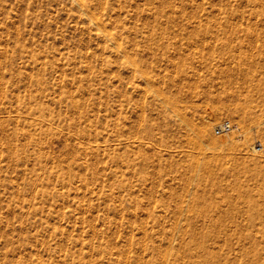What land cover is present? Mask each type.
I'll list each match as a JSON object with an SVG mask.
<instances>
[{
    "label": "rangeland",
    "instance_id": "374dc122",
    "mask_svg": "<svg viewBox=\"0 0 264 264\" xmlns=\"http://www.w3.org/2000/svg\"><path fill=\"white\" fill-rule=\"evenodd\" d=\"M263 84L264 0H0V264H148L205 198L264 264Z\"/></svg>",
    "mask_w": 264,
    "mask_h": 264
},
{
    "label": "bare ground",
    "instance_id": "6f19581e",
    "mask_svg": "<svg viewBox=\"0 0 264 264\" xmlns=\"http://www.w3.org/2000/svg\"><path fill=\"white\" fill-rule=\"evenodd\" d=\"M73 1V0H72ZM83 5V4H82ZM85 6V5H83ZM158 14V13H157ZM91 20H93L91 18ZM96 31L101 33V35L105 38H107V33L104 29V27H101L100 25L97 26L96 28ZM113 34V33H112ZM113 39V38H112ZM111 42V41H110ZM112 43V42H111ZM113 45V44H112ZM117 47H118V44H117ZM121 47V46H120ZM116 49V48H115ZM119 50V49H118ZM122 52V51H121ZM232 55V54H230ZM233 59V58H232ZM242 75L241 73L239 72H235L233 71L231 73V75L228 76L227 80H228V83L229 81H233V79L235 77H238ZM244 76V75H242ZM240 76L242 79H243V82H246L245 81V76L244 78ZM249 75H248V79H249ZM263 87H264V84H263ZM263 91H264V88H263ZM264 93V92H263ZM263 97H264V94H263ZM263 104V103H262ZM263 106V105H262ZM219 110V109H218ZM236 110V109H235ZM220 112V111H219ZM216 113V112H215ZM176 115V114H175ZM252 117V116H251ZM253 119V118H252ZM262 122V121H261ZM215 123V122H214ZM221 123V122H220ZM220 123L216 124V125H220ZM209 125L212 124V121H210L208 123ZM207 124V125H208ZM245 124V123H244ZM214 125V124H213ZM214 125V126H216ZM208 130V128H207ZM206 131V128L204 127H200L198 128L197 132H198V135H201L204 134V132ZM236 131H239L238 133L240 134H237L241 137H243L244 133L241 132V130L239 129H233L232 133L235 134ZM253 131V130H252ZM206 134L208 132H205ZM261 133L264 135V129H261ZM201 136H200V139H201ZM199 138V137H198ZM197 138V139H198ZM206 138V137H205ZM228 138V137H227ZM196 139V137H195ZM232 139L234 138H229L227 140H224L223 142H230L232 141ZM246 140V139H245ZM195 142V141H193ZM219 142V141H218ZM106 143V142H105ZM112 144V143H111ZM220 144V143H219ZM248 147L250 150L252 151H257L255 150V145L254 143H247ZM208 145V144H207ZM213 145V144H212ZM215 145V144H214ZM225 145V144H223ZM222 145V146H223ZM209 146V145H208ZM221 146V147H222ZM202 147V146H201ZM210 147V146H209ZM205 148V147H204ZM203 148V149H204ZM212 148V147H210ZM213 148H216L215 146H213ZM218 148V147H217ZM231 148V147H230ZM206 149V148H205ZM208 149V147H207ZM219 149V148H218ZM222 149V148H221ZM211 150V149H210ZM221 151V150H220ZM222 152V151H221ZM106 153V151H105ZM257 154V153H256ZM93 155V154H92ZM237 156V155H236ZM207 157V156H206ZM225 158V157H224ZM238 158V157H237ZM198 159V157H197ZM208 159V158H207ZM234 160V159H233ZM199 159H198V163H199ZM122 162V161H121ZM227 162V161H226ZM259 162V161H258ZM196 163V162H195ZM206 163V161H205ZM208 163H209V160H208ZM234 163V162H233ZM205 166V164H204ZM203 166V167H204ZM209 166H210V163H209ZM208 166V167H209ZM110 167V166H109ZM207 167V166H206ZM204 167V168H206ZM235 167V166H234ZM244 167V166H243ZM210 168V167H209ZM105 169V168H104ZM118 172V171H117ZM240 172V170H239ZM211 175V174H210ZM223 177V176H222ZM225 177V176H224ZM236 177V176H235ZM235 179V178H234ZM241 179V178H240ZM257 179V178H256ZM231 180V179H230ZM245 180V179H243ZM258 180V179H257ZM232 181V180H231ZM238 181V180H237ZM228 182V181H227ZM241 182V181H240ZM226 183V181H225ZM248 183V182H247ZM228 184V183H226ZM240 184V183H239ZM238 184V185H239ZM246 184V183H245ZM212 186L215 187L217 186V183L216 181H213L212 182ZM264 189V188H263ZM262 189V190H263ZM237 190V189H236ZM235 190V191H236ZM113 191V190H112ZM213 191V190H212ZM115 192V191H114ZM234 195V194H233ZM239 195L242 196V197H247L248 196V193H244L242 191L239 192ZM90 196V195H89ZM137 196V195H136ZM91 197V196H90ZM238 197V196H237ZM136 198V197H135ZM195 198V197H194ZM252 198V197H251ZM118 199V198H117ZM207 198H205L204 200L200 201V204L197 205L195 207V211L192 213L190 212L189 214L186 213V214H183L184 217L187 219L186 223H187V233H188V238L185 242H182L173 252H169L168 249L166 248L167 251L163 252L162 251L159 253V256L156 257V260H152V262L150 261H147L148 264H159L160 262L164 263V264H219V255H218V252H217V248L219 247V242L223 241L225 244H230L232 242V238L230 237L231 235L228 233L230 228L229 226H227V223H226V220H227V217H223L221 216V213H219L218 215H216L215 213H211L208 209V206L209 204H207ZM116 202V200H115ZM240 202V200H239ZM244 202H246V200H244ZM256 202V201H255ZM118 205V204H117ZM140 205V204H139ZM242 205V204H241ZM245 205V204H244ZM246 206V205H245ZM252 206V205H251ZM184 207V206H183ZM189 207V205H188ZM82 209V208H81ZM93 209V207H92ZM132 210V209H131ZM138 210V209H137ZM227 210V209H226ZM239 210V208H238ZM95 211V210H94ZM118 211V210H117ZM126 211V210H125ZM140 211V210H139ZM138 212V211H137ZM144 212V211H143ZM164 212V210H163ZM182 212V210H181ZM255 212V211H254ZM125 213V212H124ZM129 213V212H128ZM146 213V212H145ZM144 213V214H145ZM248 212H246L247 214ZM119 214V213H118ZM253 214V213H252ZM130 215H132V213H130ZM129 215V216H130ZM245 215V214H244ZM138 217V216H136ZM147 217V216H146ZM135 218V217H134ZM176 218V217H175ZM179 218V217H178ZM146 219V218H145ZM237 219V218H236ZM235 219V220H236ZM120 220V219H119ZM128 220V218H127ZM90 221V220H89ZM123 221V220H122ZM93 222V221H91ZM119 222V221H118ZM124 222V221H123ZM141 222V221H140ZM144 222V221H143ZM245 222V221H244ZM121 223V222H120ZM120 223H119V226H120ZM126 223V222H125ZM142 223V222H141ZM141 223L139 225H141ZM178 223V221H177ZM243 223V222H242ZM81 224V223H80ZM94 224V223H93ZM113 224V223H112ZM118 224V223H117ZM131 224V223H129ZM84 225V224H83ZM138 225V226H139ZM143 225V224H142ZM141 225V226H142ZM159 225V224H158ZM175 225V224H174ZM118 226V225H117ZM116 226V227H117ZM127 226V225H125ZM110 227V226H109ZM108 227V228H109ZM122 227V226H121ZM143 227V226H142ZM141 227V228H142ZM140 228V227H139ZM140 228V229H141ZM177 228V227H176ZM184 228V227H183ZM106 229V228H105ZM90 230L91 227H90ZM111 230V228H110ZM127 230H128V227H127ZM176 230V229H175ZM113 231V230H112ZM111 231V232H112ZM118 231V230H117ZM116 231V233H117ZM142 231V229H141ZM134 232V231H133ZM160 232V231H159ZM114 233V235L116 234ZM130 234V232H128ZM137 233V232H136ZM144 233V231H143ZM125 235V234H124ZM127 235V234H126ZM138 235V233H137ZM143 235V234H142ZM141 235V236H142ZM169 235V234H168ZM172 235V234H170ZM129 236V235H128ZM114 237V236H113ZM143 237V236H142ZM127 238V237H126ZM133 238V237H132ZM174 237L172 238H169V239H173ZM242 242L241 244L244 245V243H247L248 245V230L244 233V234H240V236L238 237ZM143 239V238H142ZM142 239L140 241H142ZM167 239V238H165ZM130 240V239H129ZM125 241V240H124ZM128 239H126L125 242H127ZM159 241V239H158ZM152 242V241H151ZM168 242V241H166ZM165 242V243H166ZM172 242V240H169V243ZM180 242V241H179ZM162 243V242H161ZM169 243H167L169 245ZM91 244V243H90ZM127 245V243H124V245ZM129 244V243H128ZM153 244V243H151ZM166 244V245H167ZM84 245V244H83ZM126 245H125V248H126ZM154 245V244H153ZM158 245V243H157ZM231 245V244H230ZM229 245V246H230ZM109 246H112V245H109ZM128 247V246H127ZM169 247H171V245H169ZM142 248V246H141ZM140 248V249H141ZM128 249V248H127ZM157 249V248H156ZM165 249V247L163 248V250ZM85 250V249H84ZM142 250V249H141ZM85 252V251H84ZM125 252V251H124ZM146 252V251H145ZM114 253V252H113ZM140 253H142L140 251ZM232 254V253H231ZM236 254V252H235ZM136 255V254H135ZM152 254H150L151 256ZM141 256V255H140ZM153 256V255H152ZM240 256V255H239ZM247 256V255H246ZM125 257V256H124ZM117 258V257H116ZM123 259V258H122ZM126 259V258H125ZM128 259V258H127ZM225 259V258H224ZM124 260V259H123ZM128 261V260H127ZM141 264V263H140Z\"/></svg>",
    "mask_w": 264,
    "mask_h": 264
},
{
    "label": "built area",
    "instance_id": "2783aa9c",
    "mask_svg": "<svg viewBox=\"0 0 264 264\" xmlns=\"http://www.w3.org/2000/svg\"><path fill=\"white\" fill-rule=\"evenodd\" d=\"M235 130L236 128L234 127V125H232L230 122H227V121H222L220 123V125H217L215 128H214V131L215 133L217 134H221V133H228L230 132L231 130Z\"/></svg>",
    "mask_w": 264,
    "mask_h": 264
}]
</instances>
